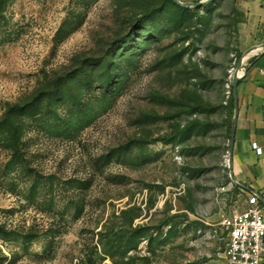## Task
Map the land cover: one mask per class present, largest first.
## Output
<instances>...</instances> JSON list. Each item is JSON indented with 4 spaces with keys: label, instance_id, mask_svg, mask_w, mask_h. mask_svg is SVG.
<instances>
[{
    "label": "rangeland",
    "instance_id": "rangeland-1",
    "mask_svg": "<svg viewBox=\"0 0 264 264\" xmlns=\"http://www.w3.org/2000/svg\"><path fill=\"white\" fill-rule=\"evenodd\" d=\"M180 1L0 0V264H228L264 0Z\"/></svg>",
    "mask_w": 264,
    "mask_h": 264
},
{
    "label": "crops",
    "instance_id": "crops-1",
    "mask_svg": "<svg viewBox=\"0 0 264 264\" xmlns=\"http://www.w3.org/2000/svg\"><path fill=\"white\" fill-rule=\"evenodd\" d=\"M254 55L259 56L258 62L244 72L239 71L232 172L248 193L251 190L264 193V46L246 53L244 61ZM253 142L263 148L262 154L253 148Z\"/></svg>",
    "mask_w": 264,
    "mask_h": 264
},
{
    "label": "built area",
    "instance_id": "built-area-1",
    "mask_svg": "<svg viewBox=\"0 0 264 264\" xmlns=\"http://www.w3.org/2000/svg\"><path fill=\"white\" fill-rule=\"evenodd\" d=\"M252 146L258 154L263 153L257 142ZM221 225L226 234L224 257L228 264H264L263 192L249 191L246 208L224 217Z\"/></svg>",
    "mask_w": 264,
    "mask_h": 264
},
{
    "label": "water",
    "instance_id": "water-1",
    "mask_svg": "<svg viewBox=\"0 0 264 264\" xmlns=\"http://www.w3.org/2000/svg\"><path fill=\"white\" fill-rule=\"evenodd\" d=\"M175 1L180 3V4L186 5V6L194 5L193 3L185 4V3L181 2L180 0H175ZM208 2H209V0L199 1V2L195 3V6H197V5L200 6V5L208 3ZM241 64L242 63H238V65L236 67V70L233 73V98H234V110H235V117L236 118L238 116V102H239V99H238V81H239V78H240L239 71H240V68H241ZM232 146H233V142H232ZM234 179H235V177H234ZM235 181H236V179H235Z\"/></svg>",
    "mask_w": 264,
    "mask_h": 264
},
{
    "label": "bare ground",
    "instance_id": "bare-ground-1",
    "mask_svg": "<svg viewBox=\"0 0 264 264\" xmlns=\"http://www.w3.org/2000/svg\"><path fill=\"white\" fill-rule=\"evenodd\" d=\"M241 75V72H239V76Z\"/></svg>",
    "mask_w": 264,
    "mask_h": 264
},
{
    "label": "trees",
    "instance_id": "trees-1",
    "mask_svg": "<svg viewBox=\"0 0 264 264\" xmlns=\"http://www.w3.org/2000/svg\"><path fill=\"white\" fill-rule=\"evenodd\" d=\"M233 101H234V98H233Z\"/></svg>",
    "mask_w": 264,
    "mask_h": 264
}]
</instances>
